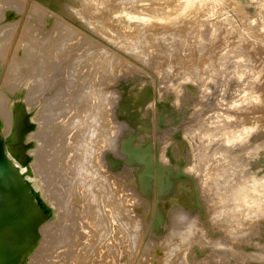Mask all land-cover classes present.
<instances>
[{"label":"rangeland","instance_id":"obj_1","mask_svg":"<svg viewBox=\"0 0 264 264\" xmlns=\"http://www.w3.org/2000/svg\"><path fill=\"white\" fill-rule=\"evenodd\" d=\"M83 2L84 4L88 3V5L86 4L85 6L86 8H83ZM32 4L38 9H32ZM70 4L72 5L71 7L69 6ZM110 4H112V6H110ZM87 7L89 10L91 8V10L95 12L89 11V14H87ZM109 8L110 10H108ZM30 9L33 11L30 12ZM41 10L42 12H40ZM84 10H86V12L83 14ZM104 10L106 13L109 11L110 14H106ZM96 11H99L100 15L103 16V21L106 18L107 21L105 20L106 22L104 21V23H106L107 27L110 25V28L103 26L104 24L101 25L103 21ZM37 13H39V15H37ZM91 13H96L97 15L93 16L94 14ZM90 14L92 16L89 18ZM96 16L101 20V23L99 19L96 20ZM85 17L86 21L84 19ZM34 19H36V22ZM39 19L41 21H39ZM177 19L181 24H177ZM92 20L94 22H92ZM95 20L100 23L103 31L100 32L98 36L94 34V31L91 32L87 26L89 25L91 27L90 22L94 24ZM38 21L40 23H38ZM154 21H157V23ZM36 23L37 25H35ZM84 23L88 24L86 25ZM176 24L177 26H175ZM22 25H24V28ZM31 26L34 27L31 28ZM93 26L95 25H92V27ZM10 27L12 31H10ZM114 27L116 28L115 30ZM163 28L166 30H163ZM24 30L26 32H24ZM32 30H36L33 32L34 34H32ZM79 30H83V32ZM0 32V39L2 36L5 37V39L2 38L3 43H0V96H3L4 102H8V105H10L12 109L14 107H20L21 111L23 110L22 113H24L19 117L20 120L18 124H15V118L13 117L11 121H9V127L7 126L8 129L4 127L5 129L2 130L3 124L0 120V158L4 165H6L7 162L12 164L14 168L12 174L17 177L13 178L18 185L21 187L25 185L28 188L27 197L25 195L21 197L28 203L30 215H32L34 220L31 226V235L25 246L21 249L16 259L7 264H27L37 248H39L38 251L45 252V257L44 253H42L44 259H49L52 253L53 256L57 255V249L61 251V248L57 247L61 241L57 239V234L53 235V233H58L56 230L59 229V231H63V234H66L63 229L64 223H68L67 225L64 224L67 226H65L66 228L69 227L66 230L67 232L68 230L70 231V227H77L75 226L78 222L77 220L83 223V216H85V211L88 207V212L92 206L95 210L97 209V212L95 210L92 211L94 209L92 207L88 213L89 217H91L92 213L95 212L91 219L95 218L94 215H96V213L100 215L101 207H99L100 205H96L95 196L98 197L99 195L100 197L99 193H102L100 191L102 187H104V183H107V186L111 183V186L112 181H110V179L112 180L113 178V181L118 180V184L122 183V186L121 184L119 186H116L118 184H113V191L116 187H120L118 191H121L120 193L122 195L124 192L126 194L124 197L129 200L134 194L133 198L130 200L131 202H129L132 205V202L135 200L133 202L135 207L133 205V207H131L129 202L127 203L130 207H126V202H122L124 206L123 204L119 206L121 205L119 204L120 201L117 198L115 199V196L112 203L108 202L106 207L108 204H112V206L117 204L116 206L120 207L119 210L121 212L125 211L123 212L124 214H121L122 219L124 215L126 217L125 220L127 219L128 221L133 220V217L134 220L137 219L140 239L134 245L125 244L126 241H123L124 239L119 240V242L115 240L114 247L117 251H113L114 254L112 250L109 252L110 254L107 250L105 253L103 252L104 254L101 252L104 255L101 254L103 259L106 257L105 259H108L107 261L105 259L100 261L99 258H101V255L98 254L100 255L99 258L96 257V255L94 260H96V262L99 260V264H117V262L118 264H264V0H0ZM10 32L12 35L10 34L9 37L8 35ZM81 33L84 34L82 35ZM176 33L179 34L177 35ZM28 35H34V37H38L41 41L44 39L45 41L43 42L47 44V47L44 43V46L32 45L31 43L33 42L29 43L30 41L27 39V37L30 38ZM89 35H92L90 39ZM6 36H8V38ZM40 36H44L45 38ZM83 36L85 38L88 36V40L87 38L85 40L88 41L87 43L91 42L89 47L87 46L88 44L85 46L86 41ZM106 36L107 38L109 37L107 41ZM92 37L96 40H98V37H101V40L96 41ZM20 38L23 42L28 40V43L25 42L28 46L24 44ZM50 39L54 40L51 41ZM19 41L21 44H18ZM56 41L57 43L59 42V44H56ZM92 41L94 44L100 42L97 46L101 44L102 50H99H101L102 53H104L106 49V53H108L111 48L112 52L119 56V62L124 61L123 64L121 62V64L125 66L124 69L123 67L119 68L121 65L119 64L118 68L115 69L117 74L114 72V76L112 75L113 77H111L112 80L109 77V82L105 81L107 85L105 84L102 88L103 90L105 89L104 91L100 89V86L97 87L96 84L94 88L99 90H94L92 87V82L95 83V81L100 78L102 72L93 73L91 76L89 75L90 72L88 68L89 65H91L89 64L91 60H87L85 51L87 47L89 49L96 46ZM111 42L113 43L111 44ZM130 43H132V45ZM103 44L104 46H102ZM128 44L130 46H128ZM122 45L124 48H126V46L127 48L133 47L134 45L135 48H143L147 45H152V48L148 50L146 49L147 47L143 49L140 48L142 51L136 48L143 52L141 53L143 56L139 55V58H134V56L130 55L129 57L124 53ZM24 46H30V48L33 46L38 53L42 52V54H45V52L48 54L49 52L52 54V59L50 57L51 60L49 59L47 61L54 62L50 64V62L48 63L46 61L48 64L46 62V64L44 63L45 69L40 70L41 72L36 70L30 74V67L38 63L35 60L38 59L39 61L38 56H40L39 54L37 55V52H35L36 50L32 49V51H34V56H31L35 59V62L32 61L33 59L30 57V63L28 62V65L24 63L27 67L30 64L28 69L25 67L26 65L22 63L19 69L9 70L7 65H9V60L12 57L13 51L17 48L18 51L16 53L21 54L20 51ZM150 46L148 48H150ZM49 47L52 48L50 49ZM104 47H106V49ZM65 48H68V52ZM173 48L177 50L173 51ZM39 50L41 51L39 52ZM143 50L146 52L148 51L149 54L148 52L144 53ZM51 51L54 53H51ZM89 51L91 50L89 49ZM94 51H96V49ZM77 52L80 53L79 57ZM83 52L85 59L81 58L83 57V54L81 55ZM31 53L33 54V52ZM71 53H75L77 57H73L75 54L70 55ZM50 54H48V56H50ZM55 54L56 57L54 56ZM96 54L97 53H95V57H93L94 59L92 58V61H99V59L102 58L101 54H97L98 57ZM60 55L62 60L59 58ZM166 56H169V58ZM53 57H55V59ZM153 57L156 59L155 61H153ZM157 57H159V60ZM160 57L164 58L162 59ZM75 58L78 60L81 59L78 62ZM179 59L181 61H179ZM71 60H73V62ZM88 61L90 62L88 63ZM31 62L33 64H31ZM80 62L86 64L82 63L84 64L82 65ZM73 63L74 65H72ZM166 64L167 66H165ZM46 67L53 71L46 69ZM163 67L165 69H163ZM71 69L73 71H71ZM117 69L118 71L119 69L121 70L117 72ZM81 71L84 72L82 73ZM43 73L46 74L45 77L42 76L44 75ZM69 73L72 76L69 75ZM79 73L81 74L79 75ZM84 78H87L86 81L91 80L89 82L87 81L89 86L87 83L85 85ZM37 79H39V82H42L39 83ZM75 79L78 80L76 81ZM8 84L10 85L8 86ZM42 84L47 86L43 87ZM75 84L78 86H75ZM69 85L71 87H69ZM90 86L92 88H90ZM82 90L91 92V95L93 94V90L96 92L98 91L99 95L106 94L104 96L106 98H104L103 101L100 99L101 102H99L98 92L96 93L93 91L94 95L92 98H94L92 99L93 101L91 100L92 104H81L79 100L86 96V94H83ZM63 91L65 94L62 95ZM95 93L97 94V98L95 97ZM68 94L70 95L68 96ZM73 98L77 99L74 101ZM72 100L74 103L71 102ZM59 102L61 106L60 104H57V106L65 110H62L63 113H61V116L64 114L65 117L63 115V117L60 118L61 122L63 120L62 123L68 124H65V126L59 122V120L57 121L56 117L58 114L55 113L57 112V108L52 109L54 104L56 106V103ZM64 104L65 106H63ZM72 104L74 105L72 106ZM84 110L88 112L86 113ZM102 110L105 111L103 112ZM108 111L109 113H107ZM95 113L96 115L94 117ZM54 114H56V116ZM108 114H111V116ZM70 115L71 118H69ZM76 117H78V119ZM83 117H87V119ZM92 119L95 120V122ZM21 120L24 121L22 124ZM51 120L53 123L56 120L54 123L55 126L52 124ZM72 120H75L76 123L81 120V123L78 122V125H73L75 121L72 122ZM85 120H88L87 123L90 124L91 122V124L87 125ZM71 122L72 124H70ZM58 123L62 125V127ZM98 123L99 125H96ZM69 125L72 126L70 127ZM52 126H54V128ZM66 126H68V128ZM85 126L88 131L84 128ZM91 126L96 135L93 134L94 132L91 130ZM107 127L109 128L107 129ZM60 128H66V132L62 130L65 138L62 137L63 133L61 131L62 134L59 133ZM49 129L52 130L50 131ZM97 129H100L101 133ZM54 130L56 131L54 132ZM83 130L84 132H82ZM75 131L76 134L73 136L74 141L72 140V136L71 140H68L70 135H73ZM90 131H92V133ZM89 132L95 143L88 140V137L89 139L91 138ZM67 133L69 135H66ZM83 133L85 135H83ZM102 133L103 135H101ZM50 134L57 136L56 142L53 143L56 149L52 146L53 144L50 145L51 148H49L48 152L52 153L48 156L49 158L52 156L54 159L51 160V158L48 161V158H44L46 161L45 163L43 161L44 159L39 160L37 153L40 152L37 150H42L41 148L44 146L45 138ZM108 135L110 139H108ZM96 136L97 138H95V140L94 137ZM105 136L107 137L105 138ZM82 137H84V139ZM58 138L68 141H60ZM85 138L88 140V142L86 140V143H84ZM47 139L48 137L46 140ZM103 139L107 142L104 143ZM70 141H73V144ZM81 141L82 143L80 144L79 142ZM57 142L60 144H57L56 147L55 144ZM74 142L76 144H74ZM97 142H102L99 143L101 144V146H99L101 148L95 146L98 144ZM69 143L72 146H70ZM77 143L80 144V146L77 145ZM89 143L90 146L94 144L91 148L94 146L95 148H92L93 151L96 150L95 154L98 153L99 155L93 153V156H95V158L99 156L98 161L102 160L100 161L102 164H100L96 158L97 164L93 158L94 162L97 164L96 166L95 163L92 162V158L88 157L92 151L90 147H87ZM103 143L104 146L102 147ZM73 145L82 146L81 148L87 147V149L85 148L86 151H84L85 157L84 155L83 157L87 160L89 158L90 162L97 168H99L98 165H101L99 170L96 169V171H94L93 169L88 170V172L92 171L94 174V172L98 173L101 171L99 173H106V171H108L111 177L108 176V173V175H100L106 178L109 177V179L107 178L109 181L102 177L99 178L100 180L98 178H96V180L95 174L94 177L91 176V178H88V176H90L89 174H92V172H82V170L87 169H84L80 163L84 165V161L86 160L81 156L82 154L80 155L83 158L81 160V157L78 155L82 150L79 148L78 151V147L75 146L76 149ZM58 147H61V149ZM70 147H72L71 149L74 147L73 150L76 151V153L73 152V150H69ZM56 152L59 155H57ZM71 153L72 155L74 153L75 157L80 159V163L78 161L77 164L78 159L76 160L74 156L71 157ZM69 157L75 158L76 162H74V159L72 161L74 162L73 164L76 163L75 166L70 164L72 163L70 161L72 159ZM68 160L69 162H67ZM47 162L52 165H48ZM90 162L86 161V163ZM43 163L46 165L44 164L41 166ZM79 164L83 168H79ZM228 164L230 166H228ZM90 165H87V168L90 167V169H92L93 165ZM44 166L47 169H45ZM51 167H55V169H53L55 170L54 173ZM6 168L8 169V167ZM43 168L45 169L43 170L45 176L44 174H38V170ZM57 168H59V170ZM71 168L73 171H70ZM78 169L81 170H79L80 174L77 172ZM56 170L57 172L62 170L63 173L60 172L59 174ZM46 171H51V173H47ZM73 172L75 175L77 174V177L80 176V181H83L84 177L88 174L86 176L88 180L87 178H85V180L87 183V181L92 179V187L96 186L94 184H97V186L99 184V189L97 186L95 187L97 188L95 189V191L98 192L97 195L94 188L87 183L88 187L91 188L90 191H93V194L95 192V196H93L92 192L88 193L89 189L86 183H84L85 180L83 181L84 185L82 183L80 184L86 187L83 188L85 192L87 191V194H90L91 200L92 197L94 198L93 201L95 200L94 202L90 201L91 205L85 201L87 207H84L85 211L83 212V216L80 217L81 219L78 216L76 217V215L79 214L76 212L79 211L77 209L80 207L79 203H81V200L78 199L80 196H78L77 192L75 193V196H77H74L75 190L71 192V190L73 191L72 188L76 187H74V183L77 185V181L78 184L80 181L76 176L78 180H75ZM67 175L72 177H66ZM100 175L96 174L97 177H100ZM62 176H64V179H62ZM44 177L47 179L44 180ZM73 177L74 179H72ZM82 177L83 180L81 179ZM67 178H69L68 183L65 181L68 180ZM10 180L13 179L10 178ZM63 180L65 183L69 184L67 186L68 188L66 187L67 184L64 186ZM100 181H102V183H100ZM9 184L12 186V183ZM114 185L116 187H114ZM69 186L72 187L71 190ZM61 189L63 190L61 191ZM66 189H68V191ZM114 192L117 193V191ZM116 193L114 195H117ZM62 194L66 195L67 199L66 196H64L65 199L61 197L63 196ZM130 194L131 198L127 197ZM56 196H60L62 199L60 202L64 203V205H58L59 208L57 207V209L55 207L57 205L55 199L58 197ZM47 197L48 199H46ZM52 197L55 199H52ZM65 200L67 203L64 202ZM71 200L74 202H71ZM97 200L99 201L100 199L97 198ZM57 201L59 202L58 199ZM75 201L79 202L77 209H75V204L77 206ZM72 203H75L74 206ZM92 204H95V206ZM70 205L72 208L69 207ZM33 206L34 211H32ZM61 206L62 209L60 210ZM96 206L100 208V212ZM122 207L124 208L123 211ZM63 208L67 209L66 211L68 212H66L65 209L64 211L69 217L66 213H64L66 218L65 215L62 214ZM116 208L118 207H114L113 213L116 211ZM71 211L72 215L75 211L76 215L73 216L77 219L73 225L71 222L74 221L75 218H70L71 214L69 212ZM118 214H120L118 211L116 214H113L114 218H116ZM79 215H81V213ZM111 216L110 222L112 221L116 224L119 221L118 218H121V216H119L116 220H113ZM67 217L73 220L66 222L69 220ZM96 217L99 216L96 215ZM65 219L67 220L65 221ZM112 222L110 224L111 226L109 225L110 227H112ZM114 223L113 226L116 225ZM189 223H191L190 226ZM69 224L72 226H69ZM61 225L63 226L62 228H60ZM74 227H72V229ZM77 229L75 228V230L79 232ZM111 229L109 231H111ZM75 230L73 229L72 232L75 233ZM72 232L70 234H74ZM68 233L66 235H68ZM54 236L60 243L56 241ZM46 240H48V242ZM49 240H51V242H49ZM52 242H57L56 244L58 245H54V243L52 245ZM48 243L51 245H48ZM55 246L57 247V251L54 249ZM40 247H44L42 248L44 250H41ZM55 251L57 253L54 254ZM155 251L157 252V258L152 256ZM97 252H100V250L98 249ZM50 253L51 255H49ZM115 253L120 255L118 256ZM59 254L63 257V252ZM59 254L55 256H59L58 260L62 258H60ZM55 257L54 259L56 260L57 258ZM61 260L59 262L62 264L67 263L65 259ZM49 261L50 260H47V262ZM52 261L53 258H51L50 262ZM90 261L92 262L93 260ZM119 261H121V263H119ZM54 263L55 262L51 264ZM55 264H59L57 260ZM93 264H95V261H93Z\"/></svg>","mask_w":264,"mask_h":264},{"label":"bare ground","instance_id":"obj_2","mask_svg":"<svg viewBox=\"0 0 264 264\" xmlns=\"http://www.w3.org/2000/svg\"><path fill=\"white\" fill-rule=\"evenodd\" d=\"M4 1H6V0H4ZM21 1H22V0H21ZM79 1H80V0H79ZM7 2H8V1H7ZM17 2H18V1H17ZM33 2H34V1H33ZM87 2H88V1H87ZM169 2H170V1H169ZM172 2H173V1H172ZM80 3H81V2H80ZM88 3H89V2H88ZM88 3H86V4L88 5ZM113 3H116V2H113ZM118 3H119V2H118ZM18 4H19V3H18ZM33 4H34V3H33ZM33 4H32V9H33V8L38 9V8L34 7L35 5H33ZM38 4H39V3H38ZM83 4H84V2H83ZM83 4H82V5H83ZM86 4H84L83 8L86 6ZM172 4H173V3H172ZM69 6L71 7L72 5L70 4ZM110 6H112V4H110ZM30 7H31V6H30ZM37 7H38V6H37ZM40 7H41V6H40ZM73 7H74V6H73ZM90 7H91V5H90ZM92 7H93V6H92ZM113 7H114V6H113ZM113 7H112V8H113ZM85 8H86V7H85ZM99 8H100V7H99ZM20 9H21V8H20ZM35 9H34V10H35ZM42 9H43V8H42ZM70 9H72V8H70ZM87 9H88V10H87V14H89V13H88L89 11H92V12L94 11V10H91V8H90V10H89L88 7H87ZM92 9H93V8H92ZM100 9H101V8H100ZM39 10H40V9H39ZM73 10H74V9H73ZM81 10H82V9H81ZM95 10H98V9H95ZM108 10H110V8H109ZM26 11H27V10H26ZM29 11L32 12L33 10L31 11V9H30ZM75 11H76V10H75ZM75 11H74V12H75ZM99 11H100V10H99ZM99 11H98V12L96 11V12H97V14L99 13V15H100V12H99ZM27 12H28V11H27ZM35 12H36V11H35ZM40 12H42V10H41ZM40 12H39V13H40ZM68 12H69V11H68ZM72 12H73V11H72ZM85 12H86V10H84L83 14H84ZM94 12H95V11H94ZM104 12H105V10H104ZM104 12H103V13H104ZM39 13H37V15H39ZM75 13H76V12H75ZM78 13H79V12H78ZM105 13H106V12H105ZM108 13H109V11H108ZM108 13H106V14H108ZM67 14H68V13H67ZM81 14H82V13H81ZM87 14H86V15H87ZM91 14H94L93 16L97 15L96 13H91ZM91 14H90L89 18L92 16ZM101 14H102V12H101ZM109 14H110V13H109ZM41 15H42V14H41ZM69 15H70V14H69ZM102 15H103V14H102ZM182 15H184V14H182ZM77 16H78V15H77ZM80 16H83V15H80ZM84 16H85V15H84ZM100 16H101V15H100ZM104 16H105V15H104ZM110 16H111V15H110ZM40 17H41V16H40ZM96 17H97V16H96ZM102 17H103V16H101V20H102ZM107 17H108V16H107ZM38 18H39V17H38ZM44 18H45V17H44ZM93 18H95V17H93ZM93 18H91V19H93ZM84 19H85V21H86V17H85ZM95 19H96V18H95ZM98 19H99V18L97 17L96 20H98ZM110 19H111V18H110ZM178 19H179V18H178ZM178 19H177V20H178ZM182 19H183V18H182ZM188 19H189V18H188ZM96 20H95V23H96V24H95V23L92 24V22H94L93 20H92V22H90V23H91V27H92V25H95V26L92 27L93 30L91 29V27H90L89 25H87L88 23H84V24H86V25L88 26V28L91 30V32L94 31V34H96V35L98 36V34H100V32H103L102 29H101V27H102L101 25L104 24L103 26H105V27H107V25H106V23H104V21L106 20V18L104 19V21L102 20V21H103L102 23H101V20L99 19L101 25H100V23H99L98 21L96 22ZM173 20H174V19H173ZM34 21L36 22V19H34ZM39 21H41V20L39 19ZM39 21H38V23H40ZM85 21H84V22H85ZM106 21H107V20H106ZM106 21H105V22H106ZM109 21H110V20H109ZM152 21H153V20H152ZM184 21H185V20H184ZM88 22H89V21H88ZM154 22H155V21H154ZM13 23H14V22H13ZM24 23H26V22H24ZM44 23H45V22H44ZM107 23H108V22H107ZM113 23H114V22H113ZM155 23H157V21H156ZM175 23H176V21H175ZM33 24H34V23H33ZM109 24H110V23H109ZM111 24H112V23H111ZM152 24H153V23H152ZM173 24H174V23H173ZM177 24H181V23H179V20H178ZM177 24H176L175 26H177ZM26 25H27V24H26ZM35 25H37V23H36ZM35 25H34V26H35ZM47 25H48V24H47ZM86 25H85V26H86ZM113 25H114V24H113ZM159 25H160V24H159ZM159 25H158V27H159ZM13 26H14V25H13ZM23 26H24V25H22V27H23ZM34 26H31V28L34 27ZM160 26H162V25H160ZM164 26H165V25H164ZM170 26H171V25H170ZM14 27H15V26H14ZM110 27H111V26L109 25V27H107V28H110ZM154 27H155V26H154ZM173 27H174V26H173ZM178 27H179V26H178ZM10 28H11V27H10ZM10 28H9V29H10ZM23 28H24V27H23ZM26 28H27V26H26ZM36 28H37V27H36ZM86 28H87V27H86ZM103 28H104V27H103ZM112 28H113V27H112ZM151 28H152V26H151ZM166 28H168V27H166ZM175 28H176V27H175ZM175 28H174V29H175ZM13 29H14V28H13ZM41 29H43V28H41ZM115 29H116V28L114 27V30H115ZM152 29H153V28H152ZM170 29H171V28H170ZM176 29H177V28H176ZM1 30H2V29H1ZM19 30H20V29H19ZM110 30H111V29H110ZM150 30H151V29H150ZM150 30H149V32H150ZM154 30H155V28H154ZM156 30H157V29H156ZM163 30H166V29L163 28ZM163 30H162V31H163ZM177 30H178V29H177ZM2 31H3V30H2ZM2 31H1V32H2ZM8 31H9V30H8ZM10 31H12V28H11ZM28 31H29V30H28ZM34 31H36V30H32V34H34V33H33ZM39 31H40V30H39ZM79 31H80V32H83V30H82V31L79 30ZM105 31H107V30H105ZM105 31H104V32H105ZM116 31H117V30H116ZM121 31H122V30H121ZM151 31H152V30H151ZM162 31H161V32H162ZM170 31H171V30H170ZM170 31H169V32H170ZM172 31H173V30H172ZM1 32H0V34H1ZM20 32H21V30H20ZM24 32H26V31L24 30ZM30 32H31V31H30ZM45 32H46V31H45ZM108 32H109V31H108ZM166 32H167V31H166ZM177 32H179V31H177ZM41 33H42V32H41ZM86 33H87V32H86ZM112 33H113V32H112ZM118 33H120V32H118ZM118 33H117V34H118ZM154 33H155V32H154ZM159 33H160V32H159ZM10 34L12 35V33H11V32L9 33V35H8L9 37H10ZM21 34H22V33H21ZM28 34H30V33H28ZM48 34H49V33H48ZM68 34H69V33H68ZM81 34H82V33H81ZM83 34H84V33H83ZM83 34H82V35H83ZM108 34H109V33H108ZM117 34H116V36H117ZM156 34H157V32H156ZM176 34L178 35L179 33H176ZM22 35H23V34H22ZM35 35H36V34H35ZM43 35H44V34H43ZM87 35H88V33H87ZM105 35H106V33H105ZM114 35H115V34H114ZM118 35H119V34H118ZM134 35H135V34H134ZM8 36H6V37L8 38ZM25 36H26V34H25ZM28 36H30V35H28ZM37 36H38V35H37ZM85 36H86V34H85ZM91 36H92V35H89V39H90ZM93 36L96 37L95 35H93ZM136 36H137V35H136ZM40 37H44V36H40ZM87 37H88V36H87ZM87 37H86V38H87ZM94 37H92V38H94ZM103 37H104V34H103ZM103 37H102V38H103ZM113 37H114V36H113ZM113 37H112V38H113ZM137 37H138V36H137ZM2 38L5 39V37H3V36H2ZM2 38H1V39H2ZM7 38H6V39H7ZM22 38H23V37H22ZM44 38H45V37H44ZM46 38H47V37H46ZM50 38H51V37H50ZM52 38H53V37H52ZM83 38H84V40L86 39L84 36H83ZM100 38H101V37H100ZM100 38L98 37V40H101ZM1 39H0V43L2 44V43H3V39H2V40H1ZM23 39H26V38H23ZM27 39H28L30 42H29L28 40H26V41L23 42V41L21 40V38H20V40H21L24 44H26L25 42H27V41H28L29 43L33 42V43H31V44H32V45H35V46H36V45H37V46H44V44H45V43L43 42V41H45L44 39L41 41V40L38 39V37H34V35H31L30 38L27 37ZM40 39H41V38H40ZM48 39H49V38H48ZM94 39H95V38H94ZM103 39H104V38H103ZM108 39H109V37L107 38V36H106V41H107ZM113 39H114V38H113ZM136 39H139V38H136ZM136 39H134V40H136ZM9 40H10V38H9ZM9 40H8V41H9ZM50 40L52 41V40H54V39H50ZM87 40H88V38H87ZM92 40H93V39H92ZM95 40H96V39H95ZM98 40H96V41H98ZM104 40H105V39H104ZM134 40H133V41H134ZM4 41H5V40H4ZM8 41H6V42H8ZM46 41H47V40H46ZM85 41H86V40H85ZM110 41H111V39H110ZM137 41H138V40H137ZM28 42H27V43H28ZM53 42H55V41H53ZM53 42H51V43H53ZM87 42H88V41H86L85 46H86V44H88L87 46L89 47V44L91 45V42H90V40H89L90 43H87ZM103 42H104V41H103ZM103 42H101V43H103ZM23 43H22V44H23ZM43 43H44V44H43ZM62 43H63V42H62ZM62 43H60V44H62ZM83 43H84V42H83ZM83 43H82V44H83ZM92 43H93V41H92ZM98 43H100V42H98ZM98 43H97V42L95 43L96 46H93L94 43L92 44V46H93V47H91L92 49L89 48L91 51H89L88 47H87L86 51H85V50H84V51H85V54L87 55V56H85V57L87 58V60H91V62L88 61V63L90 62L89 64H91V65H89V68H88V70H89V72H90L89 75L91 76L93 73L96 74V72H97V73H98V72H102L100 78H99L98 80L96 79L97 81H95V83L92 82V87L94 88V87H95V84H96L97 87L100 86V89H102V88L104 87L105 84L107 85L106 82H109L108 80H110L111 77L114 76V72L116 73L115 69L118 68L119 64H121L122 61L119 62V59H120L119 56H117L115 53H113L112 50H111V48H110L109 52L106 53L107 49H106V47H104V48L106 49V51L103 50L104 53H102V51H101L102 49H101V46H100L101 44H100L99 46H97ZM107 43H108V42H107ZM109 43H110V42H109ZM112 43H113V42H111V44H112ZM18 44H21V42L19 41ZM48 44H49V42H48ZM56 44H59V42L57 43V41H56ZM95 44H94V45H95ZM120 44H121V43H120ZM120 44H119V45H120ZM130 44L132 45V43H130ZM136 44H137V42H136ZM26 45H27V44H26ZM45 45H46V47H47V44H45ZM124 45H125V43H124ZM27 46H28V45H27ZM49 46H51V45H49ZM56 46H57V45H56ZM58 46H59V45H58ZM60 46H61V45H60ZM102 46H104V44H103ZM112 46H113V45H112ZM128 46H130V45L128 44ZM138 46H139V45H138ZM149 46H150V45L145 46V47H147V48H146L147 50L152 48V47H151L152 45L150 46V48H148ZM174 46H175V45H174ZM25 47H26V46H24L23 49L20 51L21 54H17L16 52L18 51V49L15 48V50H14L13 53H12V57H11V59L9 60V65H7V66L9 67V70H17V69L20 68L19 66H20L22 63H23V64H24V63L27 64V63L30 61V57L33 59V57H32L31 55L34 56V51H32V49H33V50H36V48H34L33 46L30 48V46H29V47H26V48H27V49H26ZM46 47H45V48H46ZM52 47H53V46H52ZM52 47H49V48L51 49ZM63 47H64V44H63ZM63 47H62V48H63ZM83 47H84V45H83ZM118 47H119V46H118ZM120 47H121V46H120ZM145 47H143V48H145ZM153 47H154V46H153ZM175 47H177V46H175ZM178 47H179V46H178ZM62 48H61V49H62ZM93 48H95L96 51H94L95 49H93ZM122 48H123V49H122ZM122 48H121V49L124 51V53H125L126 55H128L129 57H130V55L134 56V58H139V57H140L139 55H142V56H143V54H141V53H143V52H141V51H142L141 49H143V48H141V47H140L141 49H140L139 47H136V48H139L141 51H140L139 49H136V48H135V45H134L133 47H128V48H127V46H126V48H124L123 45H122ZM131 48H132V49H131ZM133 48H134V49H133ZM154 48H155V47H154ZM156 48H157V47H156ZM168 48H169V47H168ZM38 49H39V48H38ZM41 49H42V48H41ZM46 49H47V48H46ZM65 49H66V48H65ZM65 49H64V51H65ZM99 49H101V50H99ZM118 49H119V48H118ZM121 49H120V50H121ZM166 49H167V48H166ZM170 49H171V48H170ZM44 50H45V49H44ZM52 50H53V49H52ZM154 50H155V49H154ZM161 50H162V49H161ZM164 50H165V48H164ZM174 50H175V49L173 48V51H174ZM176 50H177V49H176ZM176 50H175V51H176ZM40 51H41V50H39V52H40ZM49 51H50V50H49ZM66 51L68 52V48L66 49ZM66 51H65V53L67 54ZM69 51H70V50H69ZM87 51H89V52H87ZM100 51H101V52H100ZM110 51H111V52H110ZM143 51H144V50H143ZM149 51H150V50H149ZM155 51H156V50H155ZM155 51H154V52H155ZM171 51H172V50H171ZM31 52H33V54H32ZM35 52H37V55H38V54L40 55V56H38L39 61H38V59H37V60H35V59L32 60V61L35 60V61H37L38 63H36V65L34 64V66L32 65V66L30 67V69H29L30 74H32V73L35 72L36 70H37V71H40V70H42V69H45L44 66H45V64L48 62L47 60H49L50 57H51V55H52V54H50L49 52H48V54H50V56H48V54H46L47 52H45V54H42V52H41V53H38L37 50H36ZM43 52H44V51H43ZM59 52H61V51H59ZM98 52H99V53H98ZM147 52H148V51H147ZM147 52L144 51V53H147ZM161 52H164V51H161ZM166 52H167V51H166ZM51 53H54V52L51 51ZM57 53H58V52H57ZM62 53H63V50H62ZM62 53H61V54H62ZM75 53H76V52H75ZM75 53H71L70 55H73V54H75ZM77 53H78V52H77ZM95 53H97L98 55L101 54V57H102V58L99 59V61L93 60V61H96V62H93V61H92V58L95 57ZM152 53H153V52H152ZM79 54H80V53L77 54L78 57L80 56ZM82 54H83V57H81V58L83 59V58H84V52L81 53V55H82ZM97 54H96V55H97ZM102 54H103V56H102ZM148 54H149V52H148ZM168 54H169V53H168ZM179 54H180V53H179ZM182 54H183V53H182ZM35 55H36V54H35ZM37 55H36V56H37ZM58 55H59V54H58ZM98 55H97V57H98ZM157 55H158V54H157ZM161 55H162V53H161ZM20 56H21V57H20ZM54 56L56 57V54H55ZM64 56H65V55H64ZM74 56H76V54L73 55V57H74ZM128 56H127V57H128ZM138 56H139V57H138ZM142 56H141V57H142ZM148 56H150V55H148ZM164 56H165V55H164ZM174 56H175V54H174ZM183 56H184V55H183ZM55 57H53V58L55 59ZM73 57H72V58H73ZM76 57H77V56H76ZM150 57H151V56H150ZM166 57L169 58V56H166ZM187 57H188V56H187ZM57 58H58V57H57ZM59 58L61 59V55H60ZM81 58H80V59H81ZM148 58H149V57H148ZM158 58H159V57H157V59H158ZM160 58H162V57H160ZM163 58H164V57H163ZM163 58H162V59H163ZM172 58H173V57H172ZM176 58H177V57H176ZM181 58H183V57H181ZM184 58H185V57H184ZM51 59H52V57H51ZM51 59H50V60H51ZM75 59H77V58H75ZM80 59H79V60L77 59L78 62L80 61ZM84 59H85V58H84ZM93 59H94V58H93ZM121 59H122V58H121ZM144 59H145V58H144ZM150 59H152V58H150ZM153 59H154V57H153ZM57 60H58V59H57ZM57 60H56V61H57ZM61 60H62V59H61ZM87 60H86V63H87ZM97 60H98V59H97ZM155 60H156V59H154L153 61H155ZM158 60H159V59H158ZM175 60H176V59H175ZM185 60H186V59H185ZM188 60H189V59H188ZM188 60H187V61H188ZM35 61H34V62H35ZM46 61H47V62H46ZM71 61L73 62V60H71ZM83 61H84V60H83ZM149 61H150V60H149ZM165 61H166V60H165ZM179 61H181V60L179 59ZM45 62H46V63H45ZM49 62H50V61H49ZM49 62H48V63H49ZM51 62H52V61H51ZM51 62H50V64H51ZM53 62H54V61H53ZM53 62H52V63H53ZM72 62H71V63H72ZM123 62H124V61H123ZM123 62H122V64H123ZM159 62H160V61H159ZM167 62H168V61H167ZM189 62H190V60H189ZM29 63H30V62H29ZM44 63H45V64H44ZM48 63H47V64H48ZM60 63H61V62H60ZM71 63H70V64H71ZM80 63L82 64V63H84V62H80ZM86 63H84V64H86ZM175 63H176V62H175ZM186 63H187V62H186ZM190 63H191V62H190ZM26 64H24V65H26ZM31 64H33V63L31 62ZM54 64H55V63H54ZM84 64H82V65H84ZM122 64H121V65H122ZM177 64H180V63H177ZM27 65H28V64H27ZM27 65H26L25 67L28 69L29 66H30V64H29L28 67H27ZM59 65H60V64H59ZM72 65H74V63H73ZM75 65H76V64H75ZM121 65L119 66V68L123 67V69H124L125 66H123V65L121 66ZM187 65H188V64H187ZM46 66H47V65H46ZM48 66H49V65H48ZM70 66H71V65H70ZM80 66H81V65H80ZM80 66H79V67H80ZM165 66H167V64H166ZM176 66H177V65H176ZM49 67H50V66H49ZM51 67H52V66H51ZM71 67H72V66H71ZM77 67H78V66H77ZM83 67H85V66H83ZM183 67H185V66H183ZM54 68H55V65H54ZM186 68H187V67H186ZM46 69H49V68L46 67ZM63 69H64V68H63ZM72 69H74V68H72ZM72 69H71V71H73ZM75 69H79V68H75ZM86 69H87V68H86ZM163 69H165V68L163 67ZM180 69H181V68H180ZM49 70H52V69H49ZM60 70H61V69H60ZM68 70H69V69H68ZM79 70H81V69H79ZM88 70H85V71H88ZM120 70H121V69H119V71H120ZM52 71H53V70H52ZM52 71H51V72H52ZM74 71H75V70H74ZM119 71H118V69H117V72H119ZM40 72H41V71H40ZM42 72H43V71H42ZM49 72H50V71H49ZM55 72H56V71H55ZM77 72H78V71H77ZM81 72L83 73L84 71H81ZM46 73H47V72H46ZM70 73H71V72H70ZM70 73H69V75H71ZM75 73H76V71H75ZM164 73H165V72H164ZM43 74H44V73H43ZM47 74H48V73H47ZM72 74H73V73H72ZM80 74H81V73H79V75H80ZM84 74H85V73H84ZM87 74H88V72H87ZM116 74H117V73H116ZM38 75H39V73H38ZM56 75H57V74H56ZM89 75H88V76H89ZM112 75H113V76H112ZM42 76L45 77L46 74H44V75H42ZM47 76H48V75H47ZM50 76H51V74H50ZM52 76H53V74H52ZM71 76H72V75H71ZM77 76H78V75H77ZM115 76H116V75H115ZM36 77H37V76H36ZM74 77H75V76H74ZM74 77H73V78H74ZM78 77H79V76H78ZM109 77H110V79H108ZM52 78H53V77H52ZM75 78H77V77H75ZM79 78H80V77H79ZM93 78H94V77H93ZM97 78H98V77H97ZM39 79H40V78H39ZM39 79H37L38 82H39ZM84 79H85V78H84ZM86 79H87V78H86ZM86 79H85V85H86V83H87V85H88V84H89L88 82L91 81L92 79H91V77H90L91 80H87L88 82L86 81ZM51 80H52V79H51ZM75 80H76V79H75ZM77 80H78V79H77ZM77 80H76V81H77ZM111 80H112V79H111ZM47 81H48V80H47ZM47 81H46V82H47ZM105 81H106V82H105ZM33 82H35V81H33ZM40 82H42V81H40ZM40 82H39V83H40ZM43 82H44V81H43ZM48 82H49V81H48ZM70 82H72V81H70ZM82 82H83V81H82ZM73 83H74V82H73ZM75 83H76V82H75ZM33 84H34V83H33ZM36 84H37V83H36ZM44 84H45V83H44ZM46 84H47V83H46ZM83 84H84V83H83ZM90 84H91V82H90ZM93 84H94V85H93ZM9 85H10V84H8V86H9ZM42 85H43V84H42ZM47 85H49V84H47ZM47 85H46V86H47ZM63 85H64V84H63ZM66 85H67V84H66ZM73 85H74V84H73ZM76 85H77V84H75V86H76ZM11 86H12V85H11ZM11 86H10V87H11ZM46 86L43 85V87H46ZM75 86H74V88H75ZM77 86H78V85H77ZM88 86H89V85H88ZM61 87H62V86H61ZM61 87H60V89H61ZM69 87H71V86L69 85ZM69 87H68V88H69ZM92 87L90 86V88H92ZM30 88H31V87H30ZM34 89H35V87H34ZM36 89H37V88H36ZM58 89H59V88H58ZM72 89H73V88H72ZM86 89H87V88H86ZM86 89H84V90H86ZM106 89H107V88H106ZM70 90H71V89H70ZM84 90H82V91H83V94H84V95L86 94V96H85V97H82V99H80L79 102H80L81 104H82V103H83V104L85 103V104H88V105H89V104H92V103H91V100L94 98V97L92 98V96L94 95V92H96V91H94V90H99V89L94 88V90H93L94 92L92 91V93H93L92 95H91V92H87V91H84ZM88 90H89V88H88ZM91 90H92V89H91ZM102 90H103V89H102ZM104 90H105V89H104ZM104 90H103V91H104ZM32 91H33V89H32ZM75 91H76V90H75ZM78 91H80V90H78ZM78 91H77V92H78ZM89 91H90V90H89ZM71 92H73V91H71ZM84 92H85V93H84ZM86 92H87V93H86ZM97 92H98V91H97ZM97 92H96V93H97ZM100 92L102 93L101 90H100ZM36 93H39V92H36ZM60 93H61V92H60ZM68 93H70V92H68ZM96 93H95V95H96L95 97L97 98V94L99 95V92H98L97 94H96ZM105 93H106V92H105ZM8 94H9V92H8ZM54 94H55V93H54ZM54 94H53V95H54ZM56 94H57V93H56ZM58 94H59V93H58ZM63 94H65L64 91L62 92V95H63ZM25 95H26V94H25ZM34 95H36V94H34ZM69 95H70V94H68V96H69ZM105 95H106V94H105ZM105 95H103V94L99 95V96H98V97H99L98 101L101 102L100 99L103 101L104 98H106V97H104ZM32 96H33V95H32ZM37 96H38V95H37ZM37 96H36V97H37ZM54 96H55V95H54ZM64 96H65V95H64ZM71 96H72V95H71ZM78 96H79V94H78ZM29 97H30V96H29ZM36 97H34V98H36ZM100 97H101V98H100ZM47 98H49V97H47ZM55 98H56V97H55ZM61 98H63V97H61ZM80 98H81V96H80ZM64 99H65V98H64ZM66 99H67V98H66ZM68 99H69V98H68ZM71 99H72V98H71ZM76 99H77V98H76ZM76 99L73 98L74 101H75ZM78 99H79V98H78ZM51 100H52V99H51ZM73 100H72L71 102L74 103ZM96 100H97V99H96ZM29 101H30V100H29ZM53 101H54V100H53ZM55 101H56V100H55ZM62 101H63V99H62ZM65 101H66V100H65ZM69 101H70V100H69ZM92 101H93V100H92ZM94 101H95V100H94ZM57 102H58V101H57ZM60 102H61V101H60ZM60 102H59V103H56V106H55V104L53 103L55 107L53 106V108H52V109L57 108V109H56L57 112H55V113L58 114L56 118H57V121L59 120V122H61V121H60V118L63 117V115H64V114H62V116H61V113H63L62 110H64V109H61L59 106H57V104H60ZM77 102H78V101H77ZM99 102H98V104H99ZM18 103H19V102H18ZM62 103H63V102H62ZM69 103H70V102H69ZM95 103H96V101H95ZM47 104H48V102H47ZM53 104H52V105H53ZM75 104H76V103H75ZM66 105H67V104H66ZM73 105H74V104H72V106H73ZM95 105H96V104H95ZM104 105H105V104H104ZM45 106H47V105H45ZM60 106H61V104H60ZM63 106H65V104H64ZM63 106H62V107H63ZM85 106H86V105H85ZM106 106H107V104H106ZM66 107H67V106H66ZM66 107H65V108H66ZM81 107H82V106H81ZM81 107H80V108H81ZM101 107H102V106H101ZM101 107H100V108H101ZM74 108H75V107H74ZM74 108H73V109H74ZM77 108H78V107H77ZM90 108H91V107H90ZM92 108H93V107H92ZM94 108H95V107H94ZM102 108H103V107H102ZM107 108H108V107H107ZM60 109H61V110H60ZM66 109H67V108H66ZM70 109H71V107H70ZM46 110H47V109H46ZM71 110H72V109H71ZM71 110H70V111H71ZM76 110H77V109H76ZM79 110H80V109H79ZM82 110H83V109H82ZM86 110H87V109H86ZM95 110H96V109H95ZM100 110H101V109H100ZM105 110H106V109H105ZM105 110H104V111H105ZM107 110H108V109H107ZM22 111H23V110H22ZM22 111H21V108H20V107H14V108L12 109V108L10 107V105H8V102H7V103L4 102V100H3V96L1 95V96H0V120L2 121V124H3V126H2V130L5 129L4 127H7V126L9 127V125H8V124H9V121H11V119H12L13 117L15 118V122H16L15 124H18V123H19V120H20L19 117L22 116V115L24 114V113H22ZM52 111H55V110H52ZM52 111H51V112H52ZM61 111H62V112H61ZM64 111H65V110H64ZM68 111H69V110H68ZM72 111H73V110H72ZM84 111H85V110H84ZM102 111H103V110H102ZM104 111H103V112H104ZM109 111H110V110H109ZM109 111H108L107 113H109ZM44 112H45V110H44ZM44 112H43V113H44ZM49 112H50V110H49ZM78 112H79V111H78ZM81 112H82V111H81ZM85 112L87 113L88 111H85ZM85 112H84V113H85ZM96 112H97V111H96ZM99 112H100V111H99ZM99 112H98V113H99ZM41 113H42V112H41ZM53 113H54V112H53ZM68 113H69V112H68ZM70 113H71V112H70ZM92 113H93V112H92ZM107 113H106V114H107ZM11 114H12V115H11ZM44 114H45V113H44ZM56 114H54V115L56 116ZM66 114H67V112H66ZM78 114H80V113H78ZM78 114H77V116H78ZM82 114H83V113H82ZM90 114H91V112H90ZM51 115H52V114H51ZM83 115H84V114H83ZM91 115H92V114H91ZM95 115H96V113L94 114V117H95ZM103 115H104V114H103ZM108 115L111 116V114H108ZM24 116H25V115H24ZM43 116H44V115H43ZM55 116H54V117H55ZM66 116H67V115H66ZM72 116H73V115H72ZM75 116H76V115H75ZM81 116H82V115H81ZM89 116H90V115H89ZM92 116H93V115H92ZM41 117H42V115H41ZM64 117H65V115H64ZM73 117H74V116H73ZM87 117H88V116H87ZM87 117H86V118L83 117V118L87 119ZM104 117H105V116H104ZM44 118H45V117H44ZM44 118H43V119H44ZM69 118H71V115H70ZM76 118L78 119V117H76ZM88 118H89V117H88ZM92 118H93V117H92ZM23 119H24V118H23ZM52 119H53V118H52ZM94 119H95V118H94ZM97 119H98V118H97ZM105 119H106V118H105ZM46 120H47V119H46ZM49 120H50V119H49ZM61 120H62V119H61ZM75 120H76V119H75ZM75 120H74V121H75ZM82 120H83V119H82ZM92 120H93V119H92ZM109 120H110V118H109ZM41 121H42V120H41ZM53 121H54V120H53ZM74 121L72 120V122H74ZM85 121H86V120H85ZM85 121H84V122H85ZM90 121H91V119H90ZM93 121L95 122V120H93ZM93 121H92V122H93ZM23 122H24V121L21 120V124H22ZM51 122H52V120H51ZM55 122H56V120H55ZM55 122H54V123H55ZM62 122H63V120H62ZM62 122H61V123H62ZM66 122H67V121H66ZM72 122H71L70 124H72ZM78 122L81 123V120L77 121V123H76V121H75V122L73 123V125H75V124L78 125ZM82 122H83V121H82ZM87 122H88V120L86 121V123H87ZM107 122H108V120H107ZM110 122H111V121H110ZM45 123H46V122H45ZM54 123L52 122L53 125H54ZM96 123H97V121H96ZM105 123H106V122H105ZM105 123H104V124H105ZM43 124H44V123H43ZM49 124H50V123H49ZM58 124H59V123H58ZM62 124H63L64 126H65V124L68 125L67 123H65V124L62 123ZM88 124H89V123H87V125H88ZM90 124H91V122H90ZM90 124H89V125H90ZM104 124H103V125H104ZM56 125H57V123H56ZM59 125H60V124H59ZM59 125H58V126H59ZM96 125H99V123L96 124ZM96 125H95V126H96ZM109 125H110V124H109ZM14 126H15V125H14ZM54 126H55V125H54ZM54 126H52V127L54 128ZM60 126L62 127V125H60ZM64 126H63V127H64ZM69 126H70V125H69ZM71 126H72V125H71ZM71 126H70V127H71ZM81 126H83V125H81ZM104 126H105V125H104ZM8 127H7V129H8ZM15 127H16V126H15ZM45 127H46V126H45ZM47 127H49V126H47ZM66 127L68 128V126H66ZM96 127H99V126H96ZM102 127H103V126H102ZM58 128H59V127H58ZM78 128H79V127H78ZM84 128H86V126H85ZM104 128H105V127H104ZM104 128H102V129L104 130ZM108 128H109V127H107V129H108ZM65 129H66V128H65ZM65 129H64V128H60V130L58 129V130H59V133L62 134V133L64 132ZM88 129H89V127H88ZM93 129H94V127H93ZM42 130H43V129H42ZM49 130H50V129H49ZM51 130H52V129H51ZM51 130H50V131H51ZM58 130H57V131H58ZM62 130H63V132H62ZM78 130H80V129H78ZM81 130H82V129H81ZM86 130H87V128H86ZM86 130H85V131H86ZM91 130H92V126H91ZM97 130H99L100 133H101V130H100V129H97ZM111 130H112V129H111ZM4 131H5V130H4ZM4 131H2V132H4ZM45 131H46V130H45ZM55 131H56V130H54V132H55ZM60 131H61L62 133H61ZM87 131H88V130H87ZM92 131L94 132V130H92ZM92 131H90V132L92 133ZM95 131H96V130H95ZM104 131H106V130H104ZM54 132H53V133H54ZM65 132H66V130H65ZM71 132H72V131H71ZM77 132H78V131H77ZM82 132H84V130H83ZM90 132H89V133H90ZM109 132H110V131H109ZM112 132H113V131H112ZM39 133H40V132H39ZM48 133H49V132H48ZM57 133H58V132H57ZM57 133H56V134H57ZM78 133H79V132H78ZM85 133H86V132H85ZM91 133H90V135H89L90 137L92 136ZM35 134H36V133H35ZM43 134H45V133H43ZM60 134H58V135H60ZM75 134H76V131H75V133H74L73 135H70V138H68V140H69V139L71 140V136H72V140H73V136H74ZM93 134L96 135L95 132H94ZM105 134H106V133H105ZM108 134H109V133H108ZM50 135H51V136H50ZM50 135H49V136H46V138L48 137V139L46 140V138H45L44 146L42 145L43 148H41L42 146L40 147L42 150H41V151H39L40 149L37 150L38 152H40V153H37V154H38V157H39V160L44 159V158H48V161H49L51 158H52L51 160L54 159L52 156H51V158H49L50 153H52V152H48V151H49V148H51L50 145H52L54 142H56V140H57L56 137H57V136H55L54 134H50ZM63 135H64V133L62 134V137H64ZM66 135H69V134L67 133ZM77 135H78V134H77ZM83 135H85V134L83 133ZM98 135H99V133H98ZM98 135H97V136H98ZM101 135H103V133H102ZM101 135H100V136H101ZM106 135H107V134H106ZM44 136H45V135H44ZM60 136H61V135H60ZM86 136H87V133H86ZM97 136L94 137V139L97 138ZM36 137H37V136H36ZM78 137H79V136H78ZM80 137H81V136H80ZM106 137H107V136H105V138H106ZM38 138H40V137H38ZM60 138H61V137H60ZM60 138H58V140H60ZM64 138H65V137H64ZM66 138H67V137H66ZM82 138L84 139V137H82ZM82 138H81V139H82ZM86 138H87V137H86ZM86 138H85V142H84V143H86V140H87ZM92 138H93V137H91V138L89 139V137H88V140H89V141H93ZM42 139H43V138H42ZM74 139H75V138H74ZM83 139H82V141H83ZM98 139H99V137H98ZM101 139H102V136H101ZM108 139H110L109 135H108ZM113 139H114V138H113ZM62 140H63V139H61L60 141H62ZM65 140H66V139H65ZM65 140H63V141H65ZM68 140H66V141H68ZM79 140H80V139H79ZM88 140H87V142H88ZM95 140H96V139H95ZM103 140H104V143L107 142L105 139H103ZM60 141H59V142H60ZM66 141H65V142H66ZM73 141H74V140H73ZM73 141H70V142L73 144ZM75 141H76V140H75ZM77 141H78V140H77ZM82 141L79 142V143L81 144ZM97 141H98V140H97ZM99 141H100V140H99ZM108 141H109V140H108ZM59 142H57V143L55 144L56 147H57V144H60V143H61V142H60V143H59ZM65 142H62V143H65ZM41 143H42V142H41ZM93 143H95V142L93 141ZM97 143H98V142H97ZM99 143H102V142H99ZM99 143H98L97 145H95V146H98V147L101 146V144H99ZM104 143H103L102 147L104 146ZM109 143H110V142H109ZM42 144H43V143H42ZM69 144H70V143H69ZM74 144H76V143L74 142ZM80 144L77 143V145H79V146H80ZM91 144H92V143H91ZM106 144H107V143H106ZM77 145H75V146H77ZM85 145H86V144H85ZM92 145H94V144H92ZM92 145H91V146H92ZM113 145H114V144H113ZM52 146L54 147V144H53ZM60 146H62V145H60ZM63 146H65V145H63ZM70 146H72V145L70 144ZM73 146H74V145H73ZM75 146H74V147H75ZM79 146H77L78 149H77L76 147H75V148H76L78 151H79V148L82 150V152L80 151V154L78 155V156H80V155L82 154V155H81L82 157H83V155H84V151H86L87 147H90V148H91L90 143H89V146L86 145L87 147H84V148H81L82 146H81V147H79ZM110 146H112V145H110ZM74 147H73V149H74ZM93 147H94V146H93ZM93 147H92V148H93ZM98 147H97V148H98ZM108 147H109V146H108ZM54 148H55V147H54ZM58 148L61 149V147H58ZM65 148H66V147H65ZM71 148H72V147H70L69 150H73V149H71ZM85 148H86V149H85ZM92 148H91V149H92ZM94 148H95V147H94ZM99 148H101V147H99ZM55 149H56V148H55ZM59 149H58V150H59ZM84 149H85V150H84ZM104 149H105V148H104ZM106 149H107V148H106ZM66 150H67V149H66ZM69 150H68V151H69ZM94 150H95V149H94ZM98 150H99V149H98ZM56 151H57V150H56ZM68 151H67V152H68ZM78 151H77V154H78ZM87 151H90V150H87ZM100 151H102V150H100ZM73 152L76 153V151H74V150H73ZM97 152H98V151H97ZM48 153H49V154H48ZM58 153H59V151H58ZM65 153H66V152H65ZM85 153H87V152H85ZM88 153H90V152H88ZM93 153L95 154V153H96V150L93 151V149H92L91 154H90L88 157H89V158H92V159H91V160H93L92 162L95 163V162H94V159H95V161H96V158H97V161H98V157H99V156H96V158H95V156H93V155H94ZM99 153H100V152H99ZM46 154H47V155H46ZM54 154H55V152H54ZM56 154H57V152H56ZM60 154H61V153H60ZM69 154H70V153H69ZM48 155H49V156H48ZM57 155H59V154H57ZM61 155H63V154H61ZM95 155H99V154L97 153V154H95ZM53 156H54V155H53ZM63 156H64V155H63ZM63 156H62V159H63ZM66 156H67V154H66ZM69 156H70V155H69ZM72 156L75 157L74 153H73V155H72V153H71V157H72ZM81 156H80V157H81ZM91 156H92V157H91ZM214 156H215V155H214ZM38 157H36V158H38ZM58 157H59V156H58ZM74 157H73V158H70V157H69L70 159H72V160H70V159H69V160L72 162L73 159H74V162H76V161H75V158H76V160L78 159V160H77V164H78V161H79L80 159L77 158V157H75V158H74ZM82 157H81V160L85 157V155H84L83 158H82ZM86 157H87V156H86ZM88 157H87V158H88ZM211 157H212V156H211ZM55 158H56V157H55ZM60 158H61V156H60ZM64 158H66V157L64 156ZM89 158H88L89 161H88L87 159H85V158H84V160H86L87 162H90V159H89ZM93 158H94V159H93ZM103 159H104V158H103ZM0 160H1V159H0ZM39 160H38V161H39ZM46 160H47V159H46ZM56 160H57V159H56ZM69 160H68L67 162H69ZM84 160H83V161H84ZM43 161L46 163L45 159H44ZM54 161H55V160H54ZM54 161H53V162H54ZM57 161H58V160H57ZM86 161H84L86 165H85L84 163H83L84 165H82V163H80V161H79V163L81 164V166H83L84 169H87V170H82V172H84V171L88 172V170H93V169H94V171H96V169L99 170V168H101V165H98L99 168H97L96 166H97L98 162L100 163V161H102V160H100V161H98V162L96 161V162H97V164L95 163L96 166H94V165L90 162L91 165H93V168L91 167L92 169H90V167L87 168V167L90 165V163H86ZM209 161H210V160H209ZM4 162H5V161H4ZM74 162H72V163H70V164H72V165L75 166L76 163L73 164ZM105 162H106V161H105ZM229 162H230V160H229ZM2 163H3V162H2ZM36 163H37V162H36ZM40 163H41V162H40ZM40 163H39V165H40ZM45 163L41 164V166L44 165ZM61 163H62V162H61ZM65 163H66V162H65ZM47 164H48V162H47ZM49 164H50V163H49ZM49 164H48V165H49ZM56 164H57V163H56ZM80 164H79V166H80ZM100 164H102V163H100ZM223 164H224V163H223ZM226 164H227V163H226ZM45 165H46V164H45ZM50 165H52V164H50ZM59 165H60V162H59ZM63 165H64V164H63ZM72 165H71V166H72ZM87 165H88V166H87ZM91 165H90V166H91ZM5 166L8 167L9 170H8ZM57 166H58V165H57ZM60 166H61V165H60ZM66 166H67V165H66ZM81 166H80L79 168H83V167H81ZM85 166H86V167H85ZM218 166H219V165H218ZM228 166H230V165L228 164ZM38 167H39V166H38ZM64 167H65V165H64ZM95 167H96V168H95ZM104 167H105V166H104ZM104 167H103V168H104ZM224 167H225V165H224ZM44 168L47 169L45 166H44ZM44 168H43V169H39V170H38V174H40V175H41V174H44V173H43V170H45ZM66 168H67V167H66ZM72 168H73V166H72ZM72 168L70 169V171H73ZM77 168H78V167H77ZM215 168H216V167H215ZM53 169H55V167H54V168L51 167V170H53ZM57 169L59 170V168H57ZM60 169H61V168H60ZM68 169H69V167H68ZM104 169H105V168H104ZM222 169H223V168H222ZM224 169H225V168H224ZM48 170H49V168H48ZM62 170H64V169H62ZM62 170L59 171V172H57V170H56V172L60 174V172H62ZM74 170H75V169H74ZM76 170H77V169H76ZM79 170H80V169H78V171H77V172H79L78 174H80V171H81V170H80V171H79ZM100 170H101V169H100ZM54 171H55V170H53V173H54ZM223 171H224V170H223ZM13 172H14V168H13L12 164H11L10 162H9V163L7 162L6 165H4V171H3V170L0 171V182H2L3 179H4V181H5L4 184H6L7 181H9V183H12V186H10V190H11L12 195L14 196V198L12 197V199L14 200V203H13V205H12V207H11V212L18 214V217L20 218L18 222L21 224V225L19 226V228H21V229H23V228L26 229V228H27L26 226L29 225V222H28L29 218H28V216H27V212H26V209H25V207H24V204L21 202V198L23 197L22 195H25V196L27 197V195H28V191H27L28 188H27L25 185H23L22 187L18 185V183L16 182V180L13 178V177H16L14 174H12ZM46 172H47V171H46ZM56 172H55V173H56ZM74 172H75V171H74ZM74 172H73V176H74V177H75V176L77 177V174L75 175ZM77 172H75V173H77ZM90 172H92V171H90ZM90 172H88V173H90ZM99 172H101V171H99ZM99 172H98V173H99ZM102 172H103V171H102ZM47 173H51V171H50V172H47ZM47 173H46V174H47ZM57 173H56V174H57ZM62 173H63V172H62ZM62 173H61V175H62ZM64 173H65V172H64ZM71 173H72V172H71ZM84 173H85V172H84ZM98 173H97V172H96V173L94 172V174H95V179H96V178L99 179V178L102 177L101 175H105V174H107V173L109 174L110 172L106 171V173H99V174H98ZM59 174H58V175H59ZM86 174H87V173H86ZM94 174H93V172H92V174L90 173V174H89L90 176H88V178H89V177L91 178V176L94 177ZM96 174H97V175H100V174H101V175H100V177H97ZM108 174H107V175H108ZM47 175H48V174H47ZM49 175H50V174H49ZM64 175H66V174H64ZM71 175H72V174H71ZM82 175H83V174H82ZM87 175H88V174H87ZM87 175H86V176H87ZM107 175H106V176H107ZM110 175H111V174H109L108 176L111 177ZM44 176H45V174H44ZM53 176H54V174H53ZM84 176H85V175H84ZM86 176L84 177V180H85V178H87ZM112 176H113V175H112ZM46 177H47V176H46ZM46 177H44V180L47 179ZM50 177L53 178L52 176H50ZM62 177H63L62 179H64V176H62ZM66 177H70V178H71L72 176H68V175H67ZM74 177H73L72 179H74ZM76 177H75V180H78L80 176L77 177L78 179H76ZM93 177H92V178H93ZM109 177H107V178L109 179ZM215 177H216V176H215ZM1 178H3V179H1ZM10 178H12L13 180H10ZM16 178H17V177H16ZM58 178H59V177H58ZM88 178H87V180H88ZM102 178H103V179L105 178L106 180H108L105 176H103ZM216 178H217V177H216ZM65 179H66V178H65ZM67 179H68V180H65V181H67V183H68L69 178H67ZM81 179L83 180V177H82ZM113 179H114V178H113ZM113 179H112V180L110 179V181H112V185H111V186H110L111 183H109L108 186L106 185L107 183H106V184L104 183V187H102V190L100 189V190H101L100 192H102V193H99V194H100V197H99V195H98V192L95 191V189H97V188L99 189V187H98L99 184H98V186H97V184H94V185L97 186V188H95L96 186L92 187L93 184L91 185V181H92V179L89 180V181H87V183H89V186L91 185V187L94 188V191H95V192L97 193V195H98V197H97V196H95V192H94V194H93V191H90L91 188L88 187V184L86 183V180H85V181L83 180L84 183H86V186H87L88 189H89V190H88V193H89V192H92L93 196H95V200H96L95 203H96V205H97V206L100 205L99 207H101V209H100L99 207L96 206V207L98 208V211H99V209H100L101 214L98 215L99 213H98V214L96 213V215L99 216V217H96V215H94L95 218H93V219H91V217H92V215H93L95 212H93L92 215H91V213H90L91 217H89V215H88V213L90 212V210L92 209L93 206L91 207V209L89 210V212H88L89 207L86 208V211H85V208H84V207H87V206H86L87 203H89V204L91 205V202H90V201H93L94 198L92 197V200H91L90 194H87V191L85 192V190H84V188H83V187H85V186H81V185H80L81 183L83 184V181H80V179H79V181H80L79 184H78V181H77V185H76V183H74V187H75V186L77 187V188L75 187L76 189H75V188H72V187L69 186V187H70V190H71V188L73 189V191L71 190V192H74V190H75V192H74V196H75V193L77 192V193H78V196H80V197H78V199L81 200V203H79V202H80L79 200H78L79 202H78V201H77V202L75 201V202L77 203V206H76V204L74 203V204H75V207H76V208L74 207L75 209H77V207H78L79 204H80V207H78V209H77V210H79V211H77L76 213H77V214H78V213H79V214L81 213V215H79V214L76 215V214H75V211H76V210L74 211L73 215H74V216L76 215V217L78 216V217L80 218L81 216H83V212L85 211V216H83V217H84V219H83L84 221H83V223H81L82 221L77 220V219L72 215V211H71V212H69V213L71 214L70 218H71V217H72L73 219L75 218L74 221H72L73 219L70 220V219L68 218L69 215L66 213V212H68V211H66L67 209H65L66 207L63 208V211H62L63 213H62V214L65 215L64 213H66L67 216H68L67 219H69L68 221H66L67 219H65L66 222H70V221H72L71 223H72V225H73V223H74L76 220H77L78 222L80 221L79 224H78V222H77L78 225H77V224H76V225L74 224V225L77 226V227H74V226H72V225L69 224V226L74 227V228H73L74 230H75V228H76V229L78 228L77 230H78L79 232H77L76 230H75V233L72 232L73 229H72V227H70V228L72 229V230L70 229V231H71L72 233H74V234H70L71 232H70L69 230H68V232H69V233H68V232L66 231V230L69 228V227L66 228V227H67L66 225H67L68 223H64V224H66V225L63 224V226H64V227L66 226V227L64 228V227L61 225L60 228L63 227V229H64V231H65L64 233H66V234L68 233V235L63 234V233H62L63 231H62V230L59 231V229L56 230V231H58V233H57V232H56L55 234L53 233V235H56V234H57L56 237H57V239H60L59 241H61V243H60V242L55 238V236H54V238L56 239V241L60 243V244H59L60 247H59L58 244H56L57 242H56V243L52 242L51 244L53 245V243H54V245H55V244L58 245V246H57L58 248H61V251H59L60 249H57L56 246H55L54 249H55V250H56V249L58 250V251L56 250V251L58 252V254H59V253L62 254V252H63V257H64V258L62 257V255H60V254H59V255H60V258L62 257L61 259H63V260L65 259V261L67 262L66 264H90V263L93 264V261H95V264H97V262H98L99 260L97 259V260H98L97 262H96V260H94L96 255H97L96 257L99 258V256H100L103 252L105 253L106 250H107L108 253H109L111 250H112V253H113V251H115V250L117 251V249H115V247H114V245H115V244H114V243H115V240H116V241L118 240L117 242H119V240H123V239H124L123 241H126L125 244H132V245L136 244V243L139 241V239H140L139 234H140V233H139V231H138L139 226H138V221H137V219L134 220V217H133V218L131 217L133 220H129V221H128L127 219L125 220L126 217H125V215H124V216H123V217H124V218H123L124 220H123L121 214H122L123 212H125V211H123L124 208L122 207V211H123V212H121V211L119 210V208H120L119 206H122V204H123L122 202H126V203L129 202V201L133 198L134 194H133L132 198L130 197L131 194H130L129 196H127V197L131 198L130 200H129L128 198L124 197V196H126V194L123 192L124 190L122 191V192H123V195H122V194L120 193L121 191H120V192L118 191V188H120V187H118V188L116 187V186H119L120 184H121V186H122V183H119V184H118V180L113 181ZM48 180H50V179H48ZM75 180H74V181H75ZM93 180H94V178H93ZM96 180H97V179H96ZM99 180H100V179H99ZM99 180H98V181H99ZM101 180H102V179H101ZM106 180H104V181H106ZM4 181H3V182H4ZM50 181H51V180H50ZM50 181H49V182H50ZM63 181H64V180H63ZM65 181H64V186L67 184V183H65ZM94 181H95V180H94ZM102 181H103V180H102ZM102 181H100V183H102ZM108 181H109V180H108ZM218 181H219V180H218ZM72 183H73V180H72ZM95 183H96V181H95ZM0 184H1V183H0ZM70 184H71V180H70ZM113 184H115V185L118 184V185H116V186L114 185V187H116V189H114V191H117V193L114 192L113 189H112ZM68 185H69V184H67L66 187H67ZM83 185H84V184H83ZM105 185H106V186H105ZM3 186H4V185H3ZM64 186H63V187H64ZM102 186H103V185H102ZM100 187H101V185H100ZM64 188H65V187H64ZM67 188H68V187H67ZM85 188H86V187H85ZM123 188H124V187H123ZM55 190H56V189H55ZM62 190H63V189H61V191H62ZM66 190L68 191V189H66ZM53 191H54V190H53ZM127 191H128V190H127ZM15 192L18 194L19 199L16 197ZM54 192H55V191H54ZM57 192H59V191H57ZM69 192H70V191H69ZM125 192H126V190H125ZM130 192H131V190H130ZM55 193H56V192H55ZM55 193H54V194H55ZM61 193H62V192H61ZM115 193H116L117 195H114ZM119 193H120L122 196H121ZM127 193H128V192H127ZM131 193H132V192H131ZM220 193H221V192H220ZM49 194H50V193H49ZM52 194H53V193H52ZM52 194H51V196H52ZM59 194H60V193H59ZM59 194H58V195H59ZM63 194H64V193H63ZM63 194H62V195H63ZM65 194H66V193H65ZM70 194H71V193H70ZM92 194H91V196H92ZM101 195H102V197H101ZM21 196H22V197H21ZM64 196H66V195H63V196H61V197L64 198ZM68 196H69V195H68ZM76 196H77V195H76ZM76 196H75V197H76ZM88 196H89V197H88ZM114 196H115V199L117 198V199L121 202V203H120V202L118 201L119 204H121V205L118 204L119 206H116L117 204L115 205V204H114L115 201H114V203H113L114 205H113V206H114V207H118V208H116V211H114V213H113L114 207L112 206V204H111V205L108 204L107 207H106V205H107L108 202H109V203H112V201H113V199H114ZM54 197H55V196H54ZM54 197H52V199H53ZM56 197H58L57 199L59 200V202L62 201V199L60 198V196H56ZM96 197L100 199V200H99L100 202L97 200ZM0 198H1V197H0ZM49 198H50V197H49ZM72 198H73V197H72ZM3 199H5V198H3ZM46 199H48V197H47ZM54 199H55V198H54ZM57 199H55L57 205H56V206L54 205V206L56 207V209H57V207L59 208L58 205H60V204H61V205H64V203H61V202L59 203V202L57 201ZM60 199H61V200H60ZM64 199H65V198H64ZM66 199H67V196H66ZM70 199H71V198H70ZM73 199H74V198H73ZM142 199H143V198H142ZM144 199H145V198H144ZM23 200H25V199L23 198ZM49 200H50V199H49ZM95 200H94V201H95ZM126 200H127V201H126ZM85 201H87V203H85ZM88 201H89V202H88ZM94 201H93V202H94ZM97 201H98L99 204L97 203ZM134 201H135V200H134ZM134 201H133V202H134ZM141 201H142V200H141ZM155 201H156V200H155ZM64 202L67 203L66 200H65ZM69 202H70V201H69ZM71 202H74V201L71 200ZM93 202H92V203H93ZM118 202H116V203H118ZM130 202H131V201H130ZM130 202H129V203H130ZM133 202H132V205H133ZM153 202H154V201H153ZM4 203H5V201H4ZM51 203H52V202H51ZM66 203H65V206H66ZM78 203H79V204H78ZM136 203H137V202H136ZM136 203H135V204H136ZM151 203H152V202H151ZM27 204H28V203H27ZM52 204H53V203H52ZM68 204H69V203H68ZM70 204H71V203H70ZM72 204H73V203H72ZM74 204H73V206H74ZM81 204H82V205H81ZM142 204H143V203H142ZM92 205L95 206V204H92ZM101 205H102V206H101ZM132 205H131V203H130V206H131V207L134 206V205H133V206H132ZM123 206H124V204H123ZM130 206H129V204L127 203V206H126V207H130ZM140 206H142V205H140ZM140 206H138V207H140ZM63 207H64V206H63ZM69 207H71V205H70ZM112 207H113V208H112ZM134 207H135V206H134ZM67 208H68V207H67ZM71 208H72V207H71ZM71 208H70V209H71ZM93 208H94V207H93ZM61 209H62V206H61L60 210H61ZM64 209H65L66 212L64 211ZM117 209H118V210H117ZM128 209H129V208H128ZM134 209H135V208H134ZM22 210H23V213H21ZM68 210H69V208H68ZM71 210H72V209H71ZM73 210H74V209H73ZM94 210H95V208H94L92 211H94ZM130 210H131V209H130ZM136 210H137V209H136ZM138 210H139V209H138ZM32 211H34V206H33V210H32ZM69 211H70V210H69ZM95 211L97 212V209H96ZM100 211H99V212H100ZM111 211H112L113 214H116L117 211H118V213H120V214H118L117 216L115 215L116 218H114V216H113V214L111 213ZM132 212H133V210H132ZM59 213H60V212H59ZM62 214H61V215H62ZM111 214H112V216H111ZM123 214H124V213H123ZM131 214H132V213H131ZM61 215H60V216H61ZM126 215H127V214H126ZM128 215H129V214H128ZM132 215H134V214H132ZM110 216H111V219H113V220H116L117 217L121 216L120 219H122V220H120V219L118 218L119 221H118V222L115 221V222H117V224L111 221V222H112V227H110V226H111V225H110V224H111V222H110ZM62 217H63V216H62ZM127 217H128V216H127ZM65 218H66V215H65ZM62 219H63V218H62ZM62 219H61V220H62ZM80 219H81V218H80ZM9 222H10V221H9ZM9 222H8V224H9ZM61 222H63V221H61ZM61 222H60V223H61ZM109 222H110V224H109ZM113 223L116 224V225L113 226ZM190 224H191V223H189V226H190ZM22 225H23V226H22ZM52 225H53V223H52ZM109 225H110V226H109ZM46 226H47V225H46ZM49 226H50V225H49ZM52 227H53V226H52ZM109 227H110V228H109ZM113 227H114V228H113ZM111 228H112V229H111ZM50 229H51V228H50ZM110 229H111V231H109ZM4 230H5V231H4ZM53 230H54V228H53ZM0 231L5 232L4 234H3L2 232H0V237H1V239L6 238V237H7V238H10L6 224H4V228H3V230H0ZM26 231H27V230H26ZM26 231L22 232L20 236H16V237H19V238H22V239L25 238V237H27V235H26L27 232H26ZM50 231H51V230H50ZM60 232H61V233H60ZM179 232H181V231H179ZM49 233H50V232H49ZM138 233H139V234H138ZM176 234H178V233H176ZM48 235H49V234H48ZM176 236H178V235H176ZM52 237H53V236H52ZM41 239H43V238H41ZM52 239H53V238H52ZM44 240H45V239H44ZM46 241L48 242V240H46ZM106 241H107V244H106ZM41 242L44 243L43 241H41ZM41 242H40V243H41ZM49 242H51V240H49ZM120 242H121V241H120ZM46 244H47V243H46ZM49 244H50V243H48V245H49ZM51 244H50V245H51ZM104 244H105V245H104ZM117 244H118V243H117ZM23 245H24V244H23ZM39 245H40V244H39ZM42 245H45V244H42ZM49 247H50V246H49ZM49 247H48V248H49ZM40 248H41V250H44V249H42V248H44V247H40ZM45 248H46V247H45ZM50 248H51V247H50ZM38 249H39V248H37V250H35V252L33 253V256L31 257V259L29 260V262H28L27 264H51V263H53V262L56 263V260H57V262H58L59 264L61 263V262H59L61 259L58 260V257H59V256H58V257H55V256H57L58 254L55 255V256H53V253H52V255H51V253H50L49 255H51V257L48 256L49 259H48V258H45V259H44V257H45V252H44V251H41V252H40V250L38 251ZM98 249L100 250V252H97ZM104 249H105V251H104ZM102 250H103V251H102ZM36 251H37V252H36ZM56 251L54 252V254L57 253ZM46 252H47V251H46ZM49 252H50V251H49ZM96 252H97V253H96ZM101 252H102V253H101ZM40 253H41V254H40ZM42 253H44V257H43V254H42ZM104 253H103V254H104ZM108 253H107V254H108ZM117 253H118V252H117ZM117 253H115V254H117ZM156 253H157V252L155 251V253H153L152 256H153V257H156V256H157ZM98 254H100V255H98ZM103 254H102V255H103ZM107 254H106V255H107ZM109 254H110V253H109ZM113 254H114V253H113ZM102 255L100 256L101 258H99L100 261H101V260H104V259L106 258V257H104V259H103V256H104V255H103V256H102ZM106 255H105V256H106ZM117 255H118V254H117ZM119 255H120V254H119ZM119 255H118V256H119ZM17 256H18V255H17ZM17 256H16V255H15V256H12L11 259L9 258V259H7V260H15ZM108 256H109V255H108ZM46 257H47V256H46ZM54 257L57 258V259L55 260ZM65 257H66V258H65ZM109 257H110V256H109ZM51 258H53V261H52V262H50V261H51ZM111 258H112V257H111ZM156 258H157V257H156ZM156 258H155V259H156ZM116 259H117V257H116ZM38 260H39V261H38ZM44 260H45L46 262H45ZM47 260H50V261L47 262ZM90 260H93V261L91 262ZM105 260L107 261L108 259H105ZM112 260H113V258H112ZM61 261H62V260H61ZM87 261H88V262H87ZM100 261L98 262V264L100 263ZM116 261H117V260H116ZM63 262H64V261H63ZM103 262H105V261H103ZM109 262H110V261H109ZM143 262H144V261H143ZM55 263H54V264H55ZM64 263H65V262H64ZM111 263H112V262H111ZM119 263H121V261H119ZM61 264H62V263H61ZM105 264H106V263H105ZM117 264H118V262H117ZM140 264H141V263H140ZM143 264H144V263H143Z\"/></svg>","mask_w":264,"mask_h":264},{"label":"water","instance_id":"obj_3","mask_svg":"<svg viewBox=\"0 0 264 264\" xmlns=\"http://www.w3.org/2000/svg\"><path fill=\"white\" fill-rule=\"evenodd\" d=\"M1 170L4 171V164L2 163V161L0 164V171ZM3 181L0 182L1 183L0 184V197H1L0 198V230H3L4 224H6L10 238L6 237V238L1 239L0 237V264H7L8 262L12 261V260H7V259L9 258L11 259V257L15 255L17 256L19 252L21 251V249L25 246L27 240L29 239L31 235V229H32L31 226L34 220H33L32 215H30V209H29V206L26 200H23V198H21V202L24 204V207L27 212V216L29 218L28 220L29 225L26 226L27 227L26 229L19 228V226L21 225L18 222L20 218L18 217V214L11 212V207L14 203V200L12 199V197L14 198V196L11 193L9 181H7L6 184H4L5 181L4 182ZM15 194H16V197L19 199L18 194L16 192ZM21 213H23V210L21 211ZM24 231L27 232L26 233L27 237L23 239L16 237V236H20L21 233ZM0 232H2L3 234L5 233L3 231H0Z\"/></svg>","mask_w":264,"mask_h":264},{"label":"clouds","instance_id":"obj_4","mask_svg":"<svg viewBox=\"0 0 264 264\" xmlns=\"http://www.w3.org/2000/svg\"><path fill=\"white\" fill-rule=\"evenodd\" d=\"M185 219H187L186 217H184Z\"/></svg>","mask_w":264,"mask_h":264}]
</instances>
